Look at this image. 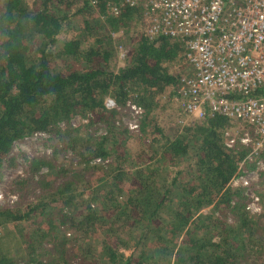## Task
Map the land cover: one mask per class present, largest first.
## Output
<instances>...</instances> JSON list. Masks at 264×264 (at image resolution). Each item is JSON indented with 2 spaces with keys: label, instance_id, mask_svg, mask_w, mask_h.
Here are the masks:
<instances>
[{
  "label": "trees",
  "instance_id": "trees-1",
  "mask_svg": "<svg viewBox=\"0 0 264 264\" xmlns=\"http://www.w3.org/2000/svg\"><path fill=\"white\" fill-rule=\"evenodd\" d=\"M109 1L0 0V172L22 156L11 191L41 189L32 203L0 204V264H254L264 208H246L245 187L232 183L250 147L226 145L234 123L221 115L161 124L157 110L180 109L174 95L192 72L185 46L141 29L118 64L113 34L142 14L114 15ZM128 101L144 109L137 131L121 122ZM39 131L50 155L12 153Z\"/></svg>",
  "mask_w": 264,
  "mask_h": 264
},
{
  "label": "built area",
  "instance_id": "built-area-1",
  "mask_svg": "<svg viewBox=\"0 0 264 264\" xmlns=\"http://www.w3.org/2000/svg\"><path fill=\"white\" fill-rule=\"evenodd\" d=\"M111 13L138 6L142 26L154 38L168 35L185 46V62L192 70L183 75L174 102L185 113L182 125L221 115L234 127L225 131L226 145L240 144L250 151L240 162L234 185L245 187L246 208L262 210L258 193L264 170V0H112ZM110 107L118 106L109 98ZM135 115L143 107L127 104ZM119 107V106H118ZM139 120L129 122L139 130ZM45 132H36L42 134ZM49 151V149L47 150ZM100 158H97V161ZM254 163V166H249ZM7 197V198H6ZM16 193L0 189V202L14 203Z\"/></svg>",
  "mask_w": 264,
  "mask_h": 264
},
{
  "label": "rangeland",
  "instance_id": "rangeland-1",
  "mask_svg": "<svg viewBox=\"0 0 264 264\" xmlns=\"http://www.w3.org/2000/svg\"><path fill=\"white\" fill-rule=\"evenodd\" d=\"M32 1V0H31ZM94 14H97V9L93 11ZM80 22L79 17H74L72 19L71 27L69 32L67 33V36H72L77 34L78 29V23ZM127 29V30H126ZM126 29H121L118 32H114V42L116 43L117 46V56L116 60L118 61V64H123L124 60H126L130 55L132 48L134 47V44L138 40V37L140 36L139 31L142 29L144 30V27L142 26V22L140 21V24L134 23L131 25L129 28ZM141 32V31H140ZM146 32V31H145ZM109 99V98H108ZM107 99V100H108ZM168 98H164L161 101H167ZM174 101V100H173ZM129 102V101H128ZM128 102L126 103V108L124 109V112L120 113L121 118H122V123L125 124L129 129V122L132 121L133 119H138L139 116L135 115L134 111L130 109V107L127 105ZM162 103V102H161ZM161 106L157 107L160 108ZM158 111V117L163 126H168V128L174 130L176 127H179V130H182L183 127L186 125H182L181 119H184L185 113L178 109L176 106L175 107H170L166 109H159ZM195 120H200V119H195ZM194 120V121H195ZM86 118H82L81 116H76L73 118L74 124H82V122H86ZM188 125V124H187ZM95 128H97V133H103L105 132L106 124L103 122H96L94 124ZM152 128L151 125H149L148 129L150 130ZM131 130V129H130ZM132 131V130H131ZM151 135H146L144 138V141L147 142L148 139L152 136ZM48 138L47 133H42L40 134H32L29 136L23 137L21 140H18L15 142L12 153H17V152H24L29 155L33 154H45V155H50L51 154V148L47 145L46 140ZM49 149V151H47ZM25 165L26 161L24 160V157L19 156L17 158V165L14 167H10L5 165V167L1 168L0 172V189H2L6 195L10 193H16L17 194V201L16 203L19 202H34L36 199V195L39 194L40 188L34 186V185H28L26 187L20 186L21 189H19L16 192H12L11 190V182L14 178L19 177V176H24L25 175ZM46 170L45 167L42 168V171ZM41 171V172H42ZM263 177V174H262ZM261 191H264V177L261 180ZM7 198V197H6ZM262 200L264 201V195L261 197ZM8 201H1L0 204L6 203ZM264 208V203L263 207ZM227 217L232 218L231 214H228ZM262 221L264 223V216L262 218ZM67 230H69L68 227H66ZM124 232L127 234L128 237H131V234L135 236L137 234L136 230L135 232L131 231V229L124 227L123 228ZM133 232V233H132ZM260 237L258 240H262L264 244V227L260 228L258 233ZM96 235V234H95ZM83 236L82 233L81 235L79 234L78 237ZM84 237V236H83ZM81 239V238H80ZM261 243V241H260ZM127 252H130V249H127ZM259 255H253L249 259L252 260V263L254 264H264V248L260 251V253H257ZM248 259V260H249ZM240 264H247L244 261H242Z\"/></svg>",
  "mask_w": 264,
  "mask_h": 264
},
{
  "label": "crops",
  "instance_id": "crops-1",
  "mask_svg": "<svg viewBox=\"0 0 264 264\" xmlns=\"http://www.w3.org/2000/svg\"><path fill=\"white\" fill-rule=\"evenodd\" d=\"M206 119V118H205ZM200 120H202V119H200ZM229 120L233 123V121L229 118Z\"/></svg>",
  "mask_w": 264,
  "mask_h": 264
}]
</instances>
